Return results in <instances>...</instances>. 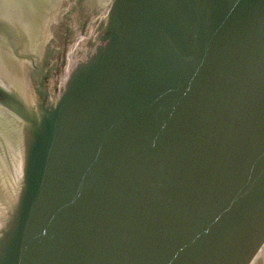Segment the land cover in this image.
Wrapping results in <instances>:
<instances>
[{"label":"water","instance_id":"obj_1","mask_svg":"<svg viewBox=\"0 0 264 264\" xmlns=\"http://www.w3.org/2000/svg\"><path fill=\"white\" fill-rule=\"evenodd\" d=\"M0 264H264V0H0Z\"/></svg>","mask_w":264,"mask_h":264}]
</instances>
